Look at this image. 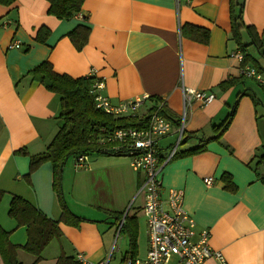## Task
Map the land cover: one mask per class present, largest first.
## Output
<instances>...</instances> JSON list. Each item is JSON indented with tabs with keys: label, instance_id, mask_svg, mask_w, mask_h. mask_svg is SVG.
<instances>
[{
	"label": "crops",
	"instance_id": "obj_1",
	"mask_svg": "<svg viewBox=\"0 0 264 264\" xmlns=\"http://www.w3.org/2000/svg\"><path fill=\"white\" fill-rule=\"evenodd\" d=\"M237 1L251 32L240 31L247 45L243 60L235 55L241 50L231 37L230 0H83L70 19L49 14L46 0L0 4V211H5L0 226L12 229V244L23 245L26 231L13 228L15 221L7 216L11 195L52 219L61 210L51 163L41 162L32 171L28 164L30 155L45 149L60 121L57 94L27 74L48 60L52 70L72 77L95 69L94 80L103 81L98 92L112 105L140 99L133 114L145 113L152 99H159L157 105H164L176 125L193 133L158 171L162 197L168 188L183 190V207L196 231L209 230V246L221 252L226 264H264V163H257L264 150V88L242 74L249 65L264 70V58L248 45L252 37L263 39L264 0ZM77 25L88 29L79 49L67 35ZM40 27L49 31L41 43L35 39ZM14 41L19 48L9 46ZM224 81L230 83L221 85ZM183 88L214 97L206 104L185 100ZM231 112L221 135L211 138ZM177 127L172 125L155 144L160 161L177 141ZM204 139L201 151H187ZM85 161L86 166L77 167L69 158L61 174L65 202L81 219L76 225L59 223L62 235L50 241L38 264H55L61 253L80 252L91 261L112 256L119 250L116 242L112 248L117 225L126 216H135V238L140 235L130 211L136 203L142 212L143 173L131 167L126 155L92 154ZM223 174L229 175L228 184ZM205 177L212 178L210 185ZM133 249L123 251L119 262L137 256ZM16 255L22 264L34 261L20 248ZM204 264L220 263L209 258Z\"/></svg>",
	"mask_w": 264,
	"mask_h": 264
},
{
	"label": "trees",
	"instance_id": "obj_2",
	"mask_svg": "<svg viewBox=\"0 0 264 264\" xmlns=\"http://www.w3.org/2000/svg\"><path fill=\"white\" fill-rule=\"evenodd\" d=\"M15 0H0V4L10 5ZM48 3L47 12L58 19H70L81 9L83 0H46ZM242 2L230 0V20L231 34L233 39L239 46V50L243 52L244 59L246 44L241 42L240 31L245 29L251 35L249 26L242 22ZM35 39L40 43L43 42L49 31L46 27L38 28ZM88 29L84 25H77L71 29L67 35L71 39L76 48H81L86 41ZM254 44L259 55L264 58V38L261 40L252 37L248 45ZM256 69L263 70L257 65ZM51 63L43 60L30 70L27 74L31 80L43 84L47 90L54 92L59 97L60 108L58 113L59 125L52 135L42 152L30 155L29 171L35 169L41 162L49 161L52 165V189L56 196V202L60 207V214L56 219L45 216L37 207L29 203V201L18 195H11L7 207V216L15 221L13 228L24 226L26 231V242L23 245L12 244L8 239L10 230H5L0 226V264H22L16 257L18 248L34 256L31 264H38L43 259V251L50 241L60 238L62 235L59 229V223L76 225L81 219L69 209L65 202L61 181V174L65 161L69 158L75 160L78 156L88 157L94 155H124L122 148H116L120 145L117 141H110L111 133L119 128H145L148 125V117L154 105L159 103V99L153 98V106L145 113L137 115H121L115 116L104 112L101 108H96L93 95L91 93V85L93 84V76L72 77L65 73H57L52 70ZM264 71V70H263ZM224 81L221 85L229 84ZM160 111L171 121L173 126H178L177 121L171 118L164 105H160ZM232 112L227 116L221 125L214 130L215 134L211 138H217L226 128ZM193 134V133H192ZM191 133L182 132V141L184 143L187 138L192 137ZM205 141L200 140L198 145L188 149V152L201 151L205 146ZM180 143V144H181ZM21 151V149L19 150ZM257 163H264V150L258 156ZM264 177V176H263ZM224 182L228 184L229 175H222ZM3 192L0 191V198ZM119 217V215H116ZM135 216H126L119 232H124L129 239L130 248L135 245ZM132 256V255H131ZM55 264H79L75 255L58 254Z\"/></svg>",
	"mask_w": 264,
	"mask_h": 264
},
{
	"label": "built area",
	"instance_id": "obj_3",
	"mask_svg": "<svg viewBox=\"0 0 264 264\" xmlns=\"http://www.w3.org/2000/svg\"><path fill=\"white\" fill-rule=\"evenodd\" d=\"M264 38V31L262 32ZM19 41H14L10 47L19 48ZM235 55L243 60L241 51ZM95 69H91L88 76H93ZM242 74L258 82L264 88V72H260L254 66H244ZM103 86V81L95 79L91 85V93L94 96L96 108L104 112L123 116L133 114L140 105V99H134L112 105L105 96L99 94L98 90ZM185 100L196 99L201 104L212 101L213 93L198 91L191 88L181 90ZM160 105H156L149 113L148 125L145 128H119L110 135V141H117L122 148L124 155L128 157L131 167L143 173L141 190H144V203L142 212L146 218L147 249L143 257L127 255L118 263L111 262V253L98 261L89 260L84 254L75 253V259L79 264H204L209 258L217 259L220 264H226L224 257L218 250L209 246V230L201 229L196 231L195 221L184 210L183 190L178 188L166 189V195L162 197V185L158 174L163 165L176 154L177 146L182 137L183 126L176 128L177 141L168 151V154L161 161L157 159L156 143L171 131L172 124L160 111ZM184 117V113L182 114ZM181 117V118H182ZM183 120V118H182ZM86 156H78L73 162L77 167L86 166ZM204 183L210 185L211 177H205ZM117 225V233L120 230ZM113 239L112 248L115 246ZM111 248V249H112Z\"/></svg>",
	"mask_w": 264,
	"mask_h": 264
},
{
	"label": "rangeland",
	"instance_id": "obj_4",
	"mask_svg": "<svg viewBox=\"0 0 264 264\" xmlns=\"http://www.w3.org/2000/svg\"><path fill=\"white\" fill-rule=\"evenodd\" d=\"M141 110H143V108L140 109V111ZM1 212H2V214L5 213V211L3 209L0 211V213ZM130 212H134L136 214L138 222L140 224V235L135 238L136 239V247H135V249H133V250H135L133 252H135V254L137 256H143L145 253L144 251L146 250V245H147L146 244V238H145L147 236L146 226L144 225V224H146L145 216L143 215V212H141V209L139 210V207H136V203H134L133 208L131 209ZM112 230H113V228H112ZM127 238H128L127 235L123 231L117 233V237L115 238V240H116V247H119V250L116 251V248H115L114 252H112L113 253L111 256V262L112 263H118L120 256L122 255L123 251H128L131 249L130 244H129V239H127ZM48 247H49V244H48ZM46 248L44 249V252L46 251ZM50 250H51V248H50Z\"/></svg>",
	"mask_w": 264,
	"mask_h": 264
}]
</instances>
